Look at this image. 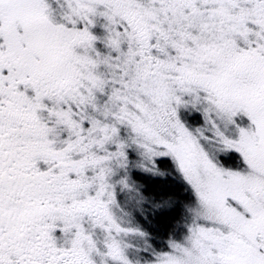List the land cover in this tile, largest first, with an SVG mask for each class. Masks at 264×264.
<instances>
[{"label":"snow or ice","instance_id":"obj_1","mask_svg":"<svg viewBox=\"0 0 264 264\" xmlns=\"http://www.w3.org/2000/svg\"><path fill=\"white\" fill-rule=\"evenodd\" d=\"M0 264H264V0H0Z\"/></svg>","mask_w":264,"mask_h":264}]
</instances>
